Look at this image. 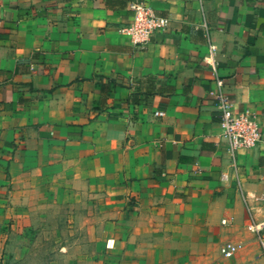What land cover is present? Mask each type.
Listing matches in <instances>:
<instances>
[{
	"label": "crops",
	"instance_id": "crops-1",
	"mask_svg": "<svg viewBox=\"0 0 264 264\" xmlns=\"http://www.w3.org/2000/svg\"><path fill=\"white\" fill-rule=\"evenodd\" d=\"M132 1L169 19L143 47L118 32ZM209 44L264 132V0H0V228L63 205L89 264H264L247 231L264 226V138L235 153L240 194Z\"/></svg>",
	"mask_w": 264,
	"mask_h": 264
},
{
	"label": "built area",
	"instance_id": "built-area-1",
	"mask_svg": "<svg viewBox=\"0 0 264 264\" xmlns=\"http://www.w3.org/2000/svg\"><path fill=\"white\" fill-rule=\"evenodd\" d=\"M128 10L131 12V22L118 29V32L128 36L137 47H143L150 42L153 35L163 33L169 26V19L155 15L152 9L142 1H132L128 3ZM201 27L206 37H208V26L203 11ZM209 58L206 60L211 68L212 80L215 91L210 95L214 99L215 107L219 114V123L222 129V138L226 142L227 151L232 160V167L235 173V181L238 192L242 194L241 184L237 176L235 163V153L241 150H249L256 147L264 138V132L257 121L256 114L250 109L236 111L233 103L225 91L224 81L219 73V64L215 60V47L209 44ZM156 116L163 113L157 112ZM226 179V175H221ZM222 225L229 224V219L221 220ZM247 231L254 237L264 258V226H258L253 220L247 225ZM110 241L107 246H110ZM241 248V245L234 242H224L219 248V255L224 259L233 258Z\"/></svg>",
	"mask_w": 264,
	"mask_h": 264
},
{
	"label": "rangeland",
	"instance_id": "rangeland-1",
	"mask_svg": "<svg viewBox=\"0 0 264 264\" xmlns=\"http://www.w3.org/2000/svg\"><path fill=\"white\" fill-rule=\"evenodd\" d=\"M70 225L63 205L41 207L38 214L23 218L11 216L0 228V264H89L95 249L90 232L71 231Z\"/></svg>",
	"mask_w": 264,
	"mask_h": 264
}]
</instances>
